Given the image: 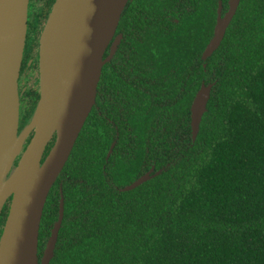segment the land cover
I'll return each mask as SVG.
<instances>
[{
  "label": "trees",
  "instance_id": "16d2710c",
  "mask_svg": "<svg viewBox=\"0 0 264 264\" xmlns=\"http://www.w3.org/2000/svg\"><path fill=\"white\" fill-rule=\"evenodd\" d=\"M220 1L225 14L229 0H129L123 38L48 196L40 260L63 193L50 264H264V0H241L221 45L204 57ZM55 2L30 0L19 132L40 100V38ZM203 83L214 85L194 138ZM152 167L160 173L124 190Z\"/></svg>",
  "mask_w": 264,
  "mask_h": 264
},
{
  "label": "water",
  "instance_id": "95a60500",
  "mask_svg": "<svg viewBox=\"0 0 264 264\" xmlns=\"http://www.w3.org/2000/svg\"><path fill=\"white\" fill-rule=\"evenodd\" d=\"M128 2L129 0H56L40 40L41 97L32 122L22 132H19V79L27 43L30 0H23L19 17L9 22H0V139L15 105V136L23 139L18 152H21V157L14 169L18 153L10 167L11 154L7 153L5 158L0 157V216L4 205L12 198L9 215L0 236V245L3 243L0 264H50L54 256L65 215L63 193L58 221L40 260L39 235L45 205L96 103L104 66L112 59L123 38L122 34L116 36V33ZM240 3L241 0H229V9L223 14V2L220 1L214 37L205 50L204 57L211 55L221 45ZM83 8L89 11L88 17L92 20L87 51L82 61L63 73L57 51V28L61 21L71 19L76 11ZM112 41L111 53L105 58ZM213 85L203 83L193 101L194 138L199 133L201 121L208 109ZM80 98L86 99L85 105L88 107L83 112L76 106ZM32 131L34 134L23 152L24 144ZM54 137V145L44 158ZM154 170L155 167H152L146 174L124 187V190L134 189L160 173L152 175ZM5 179L10 181V186L3 193Z\"/></svg>",
  "mask_w": 264,
  "mask_h": 264
},
{
  "label": "bare ground",
  "instance_id": "6f19581e",
  "mask_svg": "<svg viewBox=\"0 0 264 264\" xmlns=\"http://www.w3.org/2000/svg\"><path fill=\"white\" fill-rule=\"evenodd\" d=\"M23 0H0V22H9L21 15ZM89 11L86 8L74 13L71 19H64L57 28V51L61 60V68L64 73L66 69L74 67L84 59L89 37L92 31V20L88 17ZM86 99L77 100V109L83 112L88 107L85 105ZM79 111V112H80ZM17 105H15L9 115L5 128L0 139V157L5 158L11 154L9 167L16 157L22 145V138H17L16 133ZM10 186V181L5 179L2 192L5 193ZM3 252V243L0 245V257Z\"/></svg>",
  "mask_w": 264,
  "mask_h": 264
},
{
  "label": "flooded vegetation",
  "instance_id": "af4514ba",
  "mask_svg": "<svg viewBox=\"0 0 264 264\" xmlns=\"http://www.w3.org/2000/svg\"><path fill=\"white\" fill-rule=\"evenodd\" d=\"M28 23H29V18H28ZM116 36H117V33H116ZM41 40V38H40ZM114 41L111 42V50H112V44H113ZM110 47V46H109ZM108 47V48H109ZM26 49V48H25ZM108 50V49H107ZM107 52V51H106ZM24 57H25V53H24ZM33 59L30 60V62H32ZM24 63V61H23ZM21 73H22V70H21ZM39 74H40V82H39V88H40V97H41V72H40V48H39ZM30 81H33V80H30ZM26 82V80L24 79V77L22 78V76L20 75V79H19V91L20 92H24L26 90V87L24 86V83ZM35 82V81H33Z\"/></svg>",
  "mask_w": 264,
  "mask_h": 264
},
{
  "label": "rangeland",
  "instance_id": "374dc122",
  "mask_svg": "<svg viewBox=\"0 0 264 264\" xmlns=\"http://www.w3.org/2000/svg\"><path fill=\"white\" fill-rule=\"evenodd\" d=\"M22 141H23V140H22ZM20 155H21V152H20V153H18V155H17L16 159H18L19 157H21ZM11 171H12V170H11Z\"/></svg>",
  "mask_w": 264,
  "mask_h": 264
}]
</instances>
